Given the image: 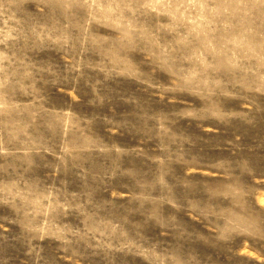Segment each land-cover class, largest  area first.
<instances>
[{
	"label": "rangeland",
	"instance_id": "obj_1",
	"mask_svg": "<svg viewBox=\"0 0 264 264\" xmlns=\"http://www.w3.org/2000/svg\"><path fill=\"white\" fill-rule=\"evenodd\" d=\"M0 264H264V0H0Z\"/></svg>",
	"mask_w": 264,
	"mask_h": 264
}]
</instances>
